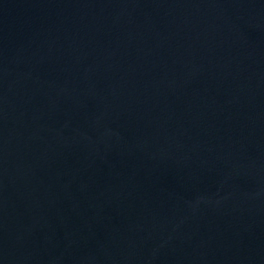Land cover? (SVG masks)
Wrapping results in <instances>:
<instances>
[{"label": "water", "instance_id": "1", "mask_svg": "<svg viewBox=\"0 0 264 264\" xmlns=\"http://www.w3.org/2000/svg\"><path fill=\"white\" fill-rule=\"evenodd\" d=\"M0 264H264V0H0Z\"/></svg>", "mask_w": 264, "mask_h": 264}]
</instances>
